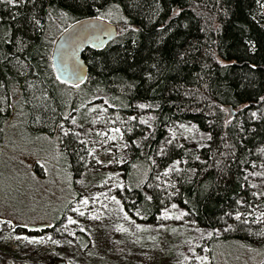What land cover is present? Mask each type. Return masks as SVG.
Segmentation results:
<instances>
[{"label": "trees", "instance_id": "obj_1", "mask_svg": "<svg viewBox=\"0 0 264 264\" xmlns=\"http://www.w3.org/2000/svg\"><path fill=\"white\" fill-rule=\"evenodd\" d=\"M263 4L264 0H36L35 7L0 3V147L14 112L24 116L27 129L38 126L47 133L46 127L66 125L77 135L80 132L67 125V119L83 105L101 100L125 118L137 115L135 102L144 103L148 121H130L127 157L110 164L121 171L123 185L117 192L126 212L138 221L153 222L162 202L171 198L195 223L212 231L207 239L210 256L214 243H249L245 231L223 236L213 231L225 220L236 221L237 212L238 220L249 226L247 212L264 213V196L256 197L247 179L264 145ZM50 5L68 11V17L56 12L49 19ZM99 5L113 12L105 20L116 25L117 36L100 50L83 51L88 72L82 83L57 80L51 66L54 41L75 21L95 16ZM33 15L41 19L43 30L31 23ZM175 122L193 125L202 134L201 143L169 138L167 128ZM68 145L73 151L66 153L76 162L79 144L71 140ZM173 163L177 169H168ZM59 222L60 218L34 229L52 230ZM76 239L79 247L87 243L82 232ZM18 254L13 252L16 258Z\"/></svg>", "mask_w": 264, "mask_h": 264}, {"label": "rangeland", "instance_id": "obj_2", "mask_svg": "<svg viewBox=\"0 0 264 264\" xmlns=\"http://www.w3.org/2000/svg\"><path fill=\"white\" fill-rule=\"evenodd\" d=\"M140 104L144 103H134L136 116L125 118L101 100L83 105L67 119V125L80 132L77 135L70 134L66 125L46 127L47 133L38 126L27 129L22 124L24 116L14 112L0 147V264H201L198 256L206 258L204 264H264V245L260 246L264 213L259 210L246 213L252 226L235 219L214 229L216 236L245 231L249 243L237 239L214 243L213 261L207 244L212 231L195 223L171 198L162 202L153 222L129 216L117 192L123 185L121 171L110 164L127 157L130 121H148L146 108ZM115 128L120 132H114ZM167 131L169 138L179 142L198 145L202 140V134L189 123H172ZM113 136L116 138H109ZM71 140L79 144L76 162L66 153L73 151L68 145ZM257 153L259 163L250 169L247 179L252 193L261 197L264 145ZM177 167L173 163L168 169ZM59 218L52 230L34 229ZM69 218L75 223H69ZM14 224L19 227L13 228ZM78 231L87 237L83 247L76 239ZM14 251L19 253L17 258Z\"/></svg>", "mask_w": 264, "mask_h": 264}, {"label": "water", "instance_id": "obj_3", "mask_svg": "<svg viewBox=\"0 0 264 264\" xmlns=\"http://www.w3.org/2000/svg\"><path fill=\"white\" fill-rule=\"evenodd\" d=\"M92 17L75 21L71 27L66 28L67 31L64 29L53 43L51 66L56 79L59 77L57 80L63 83L69 85L82 83L88 72V66L82 57L83 51L88 47L100 50L117 36V27L114 23L93 20ZM73 66L77 68L80 79L69 76Z\"/></svg>", "mask_w": 264, "mask_h": 264}, {"label": "snow or ice", "instance_id": "obj_4", "mask_svg": "<svg viewBox=\"0 0 264 264\" xmlns=\"http://www.w3.org/2000/svg\"><path fill=\"white\" fill-rule=\"evenodd\" d=\"M258 2H260V0H258ZM0 3H4L8 6H17V5H22V4H26V3H31L33 5V7H35L36 4V0H0ZM66 7L71 8V5H66ZM118 7L116 5H113V8ZM103 8V5H99L95 7V11H96V15L94 17H92L93 20H98V21H102L105 20L107 17H111L113 15V12L111 10L104 12L101 9ZM58 12L60 17H65L67 18L69 13L68 11H65L63 8H57L55 5H50L47 15L48 18L51 19L52 16ZM15 15H19V13H16ZM173 15H179L178 11H174ZM15 18V17H14ZM31 23L38 29L43 30L44 25L41 22V19L38 18L36 15H33L31 18ZM121 19H123V17H121ZM79 23V21L77 22ZM125 24H127V21H125ZM69 27H71V25H69ZM130 27V26H129ZM128 28H124L122 29V31H127ZM133 32L137 31V29L132 28L131 29ZM65 31H67V29H65ZM63 35V34H62ZM18 43H20L21 45H23L22 41H18ZM133 43H135V41H133ZM251 43V42H250ZM254 48V45H253ZM41 58H43V53H41ZM153 67H155V65H153ZM69 76L70 77H76V79H80L77 68L75 66H73L70 71H69ZM149 78H151V74H148ZM57 79H59V77H57ZM262 100H264V97H261ZM140 108H144L146 107L144 104H140L139 105ZM252 116L255 118L256 117V113L253 112ZM130 119H132V117H130ZM141 123H145V121L143 119H141L140 121ZM73 123H75V119H73ZM114 132H120L119 128H115L113 129ZM65 135H68L67 132H65ZM110 139H115L116 137H109ZM169 143H171L169 141ZM165 175H167V172H165ZM150 199V197H149ZM82 204H86L87 201L86 200H82L81 201ZM237 203H241L240 201H237ZM173 207H176L175 205H173ZM80 215H83V213H80ZM165 217H167V213L165 212ZM241 218V214L239 212L236 213V219H240ZM69 223H75V221H72L71 218H69ZM245 223H247V221H245ZM226 231L228 229H225ZM209 235H211V233H209ZM53 243H56L55 241H53ZM197 260H199L201 262V264H204V261L206 260L205 257H196Z\"/></svg>", "mask_w": 264, "mask_h": 264}]
</instances>
